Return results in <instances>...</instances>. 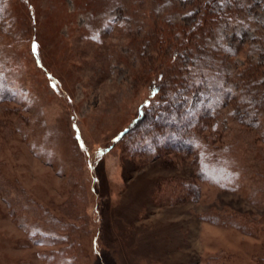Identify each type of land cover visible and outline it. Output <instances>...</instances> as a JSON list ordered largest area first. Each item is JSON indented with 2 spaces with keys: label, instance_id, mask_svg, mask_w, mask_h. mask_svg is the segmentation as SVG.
Segmentation results:
<instances>
[{
  "label": "rangeland",
  "instance_id": "374dc122",
  "mask_svg": "<svg viewBox=\"0 0 264 264\" xmlns=\"http://www.w3.org/2000/svg\"><path fill=\"white\" fill-rule=\"evenodd\" d=\"M2 1L0 264H264V0Z\"/></svg>",
  "mask_w": 264,
  "mask_h": 264
},
{
  "label": "trees",
  "instance_id": "16d2710c",
  "mask_svg": "<svg viewBox=\"0 0 264 264\" xmlns=\"http://www.w3.org/2000/svg\"><path fill=\"white\" fill-rule=\"evenodd\" d=\"M220 0H211L209 3H208V9L210 10V12H209V14H212V15H217V13H215L214 11H213V9L215 8V7H217L218 8V2H219ZM231 2H232V0H231ZM224 6H229V0H228V4H224ZM224 6H221V8H223ZM3 7H4V3H3V1L2 0H0V15L2 14V12H3ZM207 9V8H206ZM223 10V9H222ZM219 14H222V13H219ZM230 14V13H229ZM230 16V15H229ZM183 32H185V31H183ZM212 105L210 106V107H205V110H204V117L202 118H199L198 117V119H197V121H196V123H192L189 127H191V129H193V128H195L196 126H198L200 123V120L202 119H205V118H207V116H209L212 112H213V109H215V108H217V104H216V101H214V99L212 100ZM246 106H247V108H249V107H252V104H251V102L249 101V102H247L246 104H245ZM215 112V111H214ZM201 115V116H202ZM145 116L146 115H143V117L141 118V119H139V120H137L130 128H129V130L125 133V134H127L129 131H131V130H133L135 127H137L138 126V124L140 123V122H144L145 120H143L144 118H145ZM195 122V121H194ZM150 123L152 124V129H154V131H155V129L156 128H160V125L162 126V123H163V121L161 122V123H156V122H154V120H152V118L150 119ZM149 124V122L146 124V126ZM151 134V133H150ZM180 135H182V141H179L178 143H176L175 145H178L179 146V148H178V150H177V148H176V150L177 151H182V152H190L191 154L190 155H192V153L195 151V147H196V141H195V137H194V135L193 134H191L190 135V133L188 134L187 133V131H185V132H180ZM201 173H202V175H203V177L204 178H206V179H210L209 177H208V173L206 172V170L204 169V170H202L201 171ZM235 173H236V171H235Z\"/></svg>",
  "mask_w": 264,
  "mask_h": 264
}]
</instances>
